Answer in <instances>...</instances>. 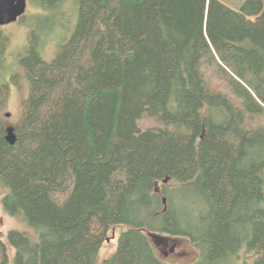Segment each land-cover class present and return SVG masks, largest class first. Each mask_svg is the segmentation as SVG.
Instances as JSON below:
<instances>
[{
  "label": "trees",
  "instance_id": "obj_1",
  "mask_svg": "<svg viewBox=\"0 0 264 264\" xmlns=\"http://www.w3.org/2000/svg\"><path fill=\"white\" fill-rule=\"evenodd\" d=\"M29 1L63 14L65 0ZM213 1L72 0L48 62L27 24L28 94L13 145L0 125V189L31 234L0 238V264H97L117 228L101 264H165L155 251L177 237L194 264H264L243 258L264 242V0L257 14L216 0L228 22Z\"/></svg>",
  "mask_w": 264,
  "mask_h": 264
},
{
  "label": "rangeland",
  "instance_id": "obj_2",
  "mask_svg": "<svg viewBox=\"0 0 264 264\" xmlns=\"http://www.w3.org/2000/svg\"><path fill=\"white\" fill-rule=\"evenodd\" d=\"M239 7L246 6L253 13H259L262 5L261 0H231ZM27 6L23 20L19 18L16 22L9 24H0V33L5 38L3 43L5 50L0 62V125L4 128L12 127L16 128L22 118L23 104L28 94V83L24 79L21 69L18 67V59L24 54L25 45L27 43L28 29L30 25H34L38 30L44 31L47 41L42 47L41 56L46 62L50 61L54 55V51L57 45L62 40H67L74 28L75 16L73 15L72 0H65L61 9L63 14L58 16L57 20H53L48 17L46 13L40 11L35 6L30 4L29 0H26ZM213 4L216 5L215 10L218 11V19H224L228 22L229 18L223 16L218 9L217 1L214 0ZM223 9H230L232 5L221 0ZM208 10V4H207ZM76 13V12H75ZM217 14V12H216ZM34 16H38V19H34ZM222 16V17H220ZM220 17V18H219ZM216 18V17H214ZM231 19H238L236 16H232ZM259 26L264 28V22H258ZM244 24L241 23L235 32H245L250 28H244ZM205 30H207L205 26ZM208 31V30H207ZM237 32V33H238ZM3 190L0 189V238L5 242L6 233L10 230H17L31 234V231L24 225V223L18 218L8 217L1 206V199L3 197ZM123 228L114 229L108 236L105 244L100 250L97 264H101L104 260L108 259L116 248L117 236ZM171 243L166 241V248L174 244L173 253H168L162 256L158 250H156V256L165 264H194L199 259V251L196 250L188 240L185 238H173ZM9 254L12 256L11 249L8 248ZM264 254V242L259 245L256 252L252 251L243 255L244 260L254 261L259 260ZM256 257V258H255ZM252 260V261H253Z\"/></svg>",
  "mask_w": 264,
  "mask_h": 264
},
{
  "label": "water",
  "instance_id": "obj_3",
  "mask_svg": "<svg viewBox=\"0 0 264 264\" xmlns=\"http://www.w3.org/2000/svg\"><path fill=\"white\" fill-rule=\"evenodd\" d=\"M26 0H0V13L5 15L0 18V24H9L16 22L19 18L23 17L26 11ZM6 136L5 140L9 145H13L16 141V137L14 134V129L12 127H8L5 129ZM168 179L163 181V184L167 183ZM155 193H158L159 190L157 188V183H155ZM163 205H165V200L162 199ZM165 210V209H164ZM172 247L170 249V253L173 252Z\"/></svg>",
  "mask_w": 264,
  "mask_h": 264
},
{
  "label": "flooded vegetation",
  "instance_id": "obj_4",
  "mask_svg": "<svg viewBox=\"0 0 264 264\" xmlns=\"http://www.w3.org/2000/svg\"><path fill=\"white\" fill-rule=\"evenodd\" d=\"M5 15H3L2 13H0V18L4 17ZM174 249V248H173ZM174 251V250H173ZM173 253V252H172Z\"/></svg>",
  "mask_w": 264,
  "mask_h": 264
}]
</instances>
